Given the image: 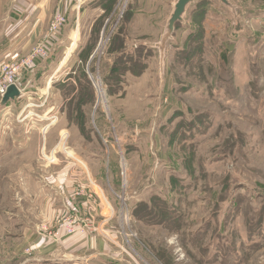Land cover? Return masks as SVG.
<instances>
[{"label": "rangeland", "instance_id": "obj_1", "mask_svg": "<svg viewBox=\"0 0 264 264\" xmlns=\"http://www.w3.org/2000/svg\"><path fill=\"white\" fill-rule=\"evenodd\" d=\"M115 1L0 109V264H264V0Z\"/></svg>", "mask_w": 264, "mask_h": 264}, {"label": "crops", "instance_id": "obj_2", "mask_svg": "<svg viewBox=\"0 0 264 264\" xmlns=\"http://www.w3.org/2000/svg\"><path fill=\"white\" fill-rule=\"evenodd\" d=\"M105 1L0 0V67L5 63L20 62L25 59L34 46L46 41L48 26L53 16L55 14L64 15L66 23L58 38L50 42L48 58L37 60L23 74L22 82L23 86L25 85V90L33 85H38V82L44 81L45 87L43 93H41V96H43L66 57L64 55L63 59L56 63V57L59 56V53L63 50L62 48H66L63 45L72 44L74 36L77 44L78 36H82L83 30L87 32L89 29L90 32L95 21L105 15V7L101 5ZM48 74L50 75L46 77ZM37 89L39 88L34 87L35 92ZM25 94L32 93L26 92ZM18 100L19 98L12 101V104L11 102L8 104L15 106ZM10 105L2 106L0 104V109L9 108ZM72 154H70L71 158Z\"/></svg>", "mask_w": 264, "mask_h": 264}, {"label": "built area", "instance_id": "obj_3", "mask_svg": "<svg viewBox=\"0 0 264 264\" xmlns=\"http://www.w3.org/2000/svg\"><path fill=\"white\" fill-rule=\"evenodd\" d=\"M66 23L65 16L55 14L49 23L46 41L32 48L29 55L20 62L5 63L0 67V102L10 86H15L22 94L24 71L37 60H45L50 53V42L56 40ZM96 87V86H95ZM97 89V88H96Z\"/></svg>", "mask_w": 264, "mask_h": 264}, {"label": "water", "instance_id": "obj_4", "mask_svg": "<svg viewBox=\"0 0 264 264\" xmlns=\"http://www.w3.org/2000/svg\"><path fill=\"white\" fill-rule=\"evenodd\" d=\"M193 0H177V2L174 5V9L172 14L170 15V18L168 19L166 30L168 32L167 37H170L174 31V27L177 23L182 21V16L186 10V7L192 3ZM222 3L226 4V0H219ZM163 44L158 45V49ZM161 64V63H160ZM21 93L15 86H10L7 89L6 94L1 99L0 104L2 106H7L9 102H12L18 98H20Z\"/></svg>", "mask_w": 264, "mask_h": 264}, {"label": "trees", "instance_id": "obj_5", "mask_svg": "<svg viewBox=\"0 0 264 264\" xmlns=\"http://www.w3.org/2000/svg\"><path fill=\"white\" fill-rule=\"evenodd\" d=\"M114 2H116V1H115V0H106V1H105V5H106L107 3H113V4L111 5V7H112V9H113ZM109 13H110V12H108V10L105 9V13H104L105 15L101 17L102 21L106 19V17L108 16ZM175 27H176V26H175ZM175 27H174V29H175ZM119 48H120V47H119ZM119 48L115 49L114 51L118 50ZM124 70H126V68H124Z\"/></svg>", "mask_w": 264, "mask_h": 264}, {"label": "bare ground", "instance_id": "obj_6", "mask_svg": "<svg viewBox=\"0 0 264 264\" xmlns=\"http://www.w3.org/2000/svg\"><path fill=\"white\" fill-rule=\"evenodd\" d=\"M75 45H76V37L74 36V40H73V43L71 44V46H70V48H69V50H68V53L66 54V58H65V60L67 59V57H68V55L70 54V52L75 48ZM62 64V63H61ZM95 83V82H94ZM97 83H95V85H96ZM97 87V90L99 91V92H101V89L99 88V86H98V84L96 85ZM100 95H101V93H99Z\"/></svg>", "mask_w": 264, "mask_h": 264}]
</instances>
